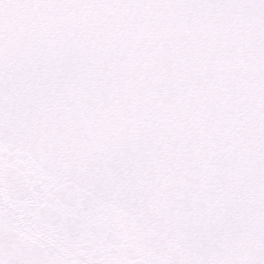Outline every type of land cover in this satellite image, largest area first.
Wrapping results in <instances>:
<instances>
[{
  "label": "snow or ice",
  "instance_id": "6c2138e0",
  "mask_svg": "<svg viewBox=\"0 0 264 264\" xmlns=\"http://www.w3.org/2000/svg\"><path fill=\"white\" fill-rule=\"evenodd\" d=\"M0 264H264V0H0Z\"/></svg>",
  "mask_w": 264,
  "mask_h": 264
}]
</instances>
